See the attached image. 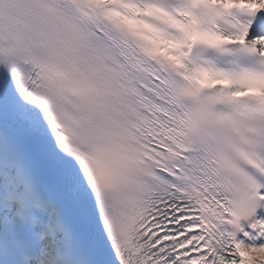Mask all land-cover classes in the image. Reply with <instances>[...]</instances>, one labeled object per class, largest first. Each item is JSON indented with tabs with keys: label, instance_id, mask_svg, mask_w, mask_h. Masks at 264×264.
Segmentation results:
<instances>
[{
	"label": "snow or ice",
	"instance_id": "1",
	"mask_svg": "<svg viewBox=\"0 0 264 264\" xmlns=\"http://www.w3.org/2000/svg\"><path fill=\"white\" fill-rule=\"evenodd\" d=\"M0 264H264V0H0Z\"/></svg>",
	"mask_w": 264,
	"mask_h": 264
}]
</instances>
